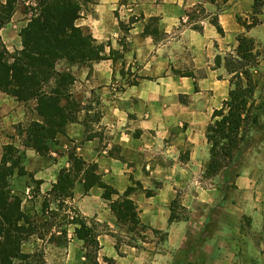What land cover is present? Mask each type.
<instances>
[{
  "label": "crops",
  "instance_id": "1",
  "mask_svg": "<svg viewBox=\"0 0 264 264\" xmlns=\"http://www.w3.org/2000/svg\"><path fill=\"white\" fill-rule=\"evenodd\" d=\"M9 1L0 0V15ZM14 1L11 21L0 32L11 54L23 50L21 32L37 3ZM90 5L75 24L104 47L105 60L85 66L59 62L57 70L75 77L71 95L80 108L98 96L101 118L94 131L87 129V113L80 110L65 134L48 143L49 153L41 154L25 144L29 125L42 123L37 101L20 102L0 91V170L8 155L10 190L22 199L23 211L46 221L45 201L65 172L79 177L63 200L67 218L79 216L106 228L99 238V264H108L107 259L114 264L183 263L180 255L188 239L200 237L203 244L186 264H264V140L245 156L235 188L227 194L205 178L207 129L231 90L225 62L216 60L235 55L241 35L255 43L254 100L264 102V0H93ZM199 9L203 19L189 23L188 14ZM54 86L51 81L46 92ZM9 148L20 158L18 165ZM75 159L95 166L96 184L88 186L86 168L77 170ZM105 187L117 192L112 201L136 188L129 198L150 229L145 241L130 243L105 199ZM175 202L180 219L171 222ZM55 203L60 201H53L50 211ZM77 227H65L64 244L47 241L46 253L62 252L65 264H82L86 249ZM152 231L166 233V241L159 243ZM40 242L33 239L23 250L34 252Z\"/></svg>",
  "mask_w": 264,
  "mask_h": 264
},
{
  "label": "trees",
  "instance_id": "2",
  "mask_svg": "<svg viewBox=\"0 0 264 264\" xmlns=\"http://www.w3.org/2000/svg\"><path fill=\"white\" fill-rule=\"evenodd\" d=\"M205 1L214 4L218 0ZM89 2L91 1L37 0L32 18L21 32L22 51L9 53L0 36V91L20 102L37 101L36 111L42 118V123L34 122L29 125L25 144L41 154L49 153L48 143L65 134L67 125L77 121L79 111L75 110L78 105L71 95L75 77L68 71L59 72L58 63L85 66L105 60L104 47L99 46L89 32L75 24L81 17L83 7ZM14 12V0L2 7L0 32L11 21ZM213 22L222 32L216 19ZM238 41L239 48L235 55H227L224 59L218 57L216 60L217 64L225 62V68L232 76L231 90L222 109L214 112L213 122L207 129L210 162L205 178H222L221 190L225 194L235 188L236 179L243 169L250 142L246 129L252 130L260 124V109L263 110L262 106L256 110L254 100L257 82L253 70L259 63L254 54L255 43L242 35ZM51 81L55 82V86L47 93L46 86ZM7 152L15 154L12 148ZM13 157L15 160L11 158V161L18 165L20 158L16 155ZM7 162L8 155L0 170V264H47L41 250L31 253L23 250L24 244L34 235L32 227L37 218L24 212L22 199L12 194L9 178L13 174V167H8ZM75 167L79 171L86 168L88 186L99 181L94 165L75 159ZM20 174L26 173L21 170ZM78 178V175L71 176L65 172L61 174L58 184L50 193L51 197L45 201L44 215L51 209L53 201L59 200L61 204L71 196ZM105 190V199L111 202V210L117 217L119 226L130 236V243L137 246L139 240L145 241V234L150 229L141 223L137 206L129 198L136 188L130 187L125 196L116 201H112V197L117 192L110 187H105ZM172 208L171 222H174L180 219L177 215L178 204L173 203ZM69 223L78 225L76 236L85 244V261L82 264H99V238L106 228L79 216ZM152 233L159 238V243H164L167 239L166 233ZM62 234L67 236L66 231ZM37 238L43 239V235H38ZM203 242L202 237L188 239L180 255L183 263L179 264H186L189 256L199 250ZM106 262L115 263L110 259Z\"/></svg>",
  "mask_w": 264,
  "mask_h": 264
},
{
  "label": "rangeland",
  "instance_id": "3",
  "mask_svg": "<svg viewBox=\"0 0 264 264\" xmlns=\"http://www.w3.org/2000/svg\"><path fill=\"white\" fill-rule=\"evenodd\" d=\"M91 2L85 4V7L87 10L91 11V5L93 3V0H89ZM205 16V13L203 10H197V11H192L191 13L188 14L189 17V23L191 24H198L203 17ZM151 28L155 29L156 31V24H152ZM122 30L126 33L128 31V25L127 24H122ZM163 40L167 39L166 37H162ZM189 60V58L187 57V61ZM184 74H189L188 72H185ZM229 74V73H228ZM230 75V74H229ZM231 76V75H230ZM232 78V76L230 77V79ZM182 101L185 103H187V100L182 99ZM101 106L102 103L99 100L98 96L95 95L93 96V98L91 99V103L88 104L85 107L80 108V106H77V108H75V110H85L87 113L86 119H85V125L87 127L88 130L94 131V129H96V127L99 125L100 122V118H101ZM255 106H256V110L260 109V107H263V110L260 109V113H261V117H260V124L254 128V129H250L247 128V137H250V142H249V148H251V150L247 151L246 155L247 156L250 152L252 153V151L257 148L261 142L264 140V102L263 103H257L255 101ZM223 107V105H222ZM222 107L220 109H222ZM219 109V110H220ZM89 112H93L89 115ZM216 182L217 185H219L220 187L222 186V178L217 177L216 179L212 180V182L210 183H214ZM229 192V191H228ZM179 208V207H178ZM56 209H58V211H56ZM177 212H179V210H177ZM183 215V213H181ZM48 217L46 221L42 220V219H35V223L32 227L33 230V236L30 237V239L28 240V242L33 241V239H36L38 235H43V242L44 244L42 245V242H40L42 245L41 248H39V250L42 251V254L44 256V258L48 259L47 264H65L64 263V255L62 254V252L59 253H55V255H48L46 253V246L45 243L47 241H57L60 244H64L65 243V235L61 234L60 236H56V234L54 233V231H59V232H64L65 233V227L68 225V222L70 221L66 214H65V204L63 202H61V204H57L55 203L54 206V210L53 211H48ZM38 226V228H37ZM125 230V229H124ZM51 234H53L51 236ZM52 237V238H51ZM120 239V238H119ZM120 241V240H119ZM65 253V252H63ZM183 259V257L181 258Z\"/></svg>",
  "mask_w": 264,
  "mask_h": 264
},
{
  "label": "built area",
  "instance_id": "4",
  "mask_svg": "<svg viewBox=\"0 0 264 264\" xmlns=\"http://www.w3.org/2000/svg\"><path fill=\"white\" fill-rule=\"evenodd\" d=\"M188 21L187 20H185V23H187Z\"/></svg>",
  "mask_w": 264,
  "mask_h": 264
}]
</instances>
